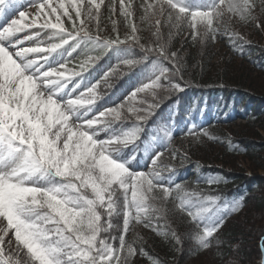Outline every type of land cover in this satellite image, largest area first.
<instances>
[{"label":"snow or ice","instance_id":"6c2138e0","mask_svg":"<svg viewBox=\"0 0 264 264\" xmlns=\"http://www.w3.org/2000/svg\"><path fill=\"white\" fill-rule=\"evenodd\" d=\"M10 7L0 0V264H137L138 256L165 264L146 250L140 227L173 248L187 238L209 249L243 198L225 202L173 181L171 161L186 154L173 150L166 163L151 143L139 170L137 141L162 93L188 86L173 42L187 33L203 49L226 37L240 50L247 41L233 24L264 28V0H33L15 19ZM109 51L117 65L94 77L89 70ZM73 53L84 58L70 64ZM136 68L145 82L97 108L101 82L111 87L121 69Z\"/></svg>","mask_w":264,"mask_h":264},{"label":"trees","instance_id":"16d2710c","mask_svg":"<svg viewBox=\"0 0 264 264\" xmlns=\"http://www.w3.org/2000/svg\"><path fill=\"white\" fill-rule=\"evenodd\" d=\"M233 29L247 41L240 50L232 47L226 37L209 42L203 49L185 39L187 33L173 42L174 50H179L186 62L188 86L183 92L162 93L164 99L144 123L137 141L139 164L135 167L139 170H147L151 155V152L145 154L144 145L151 143L153 149L159 145L156 151L164 152L166 163L173 150L187 156L171 161L176 168L173 181L217 195L225 202L243 198V207L227 216L217 233L218 240L214 239L209 249L197 250L195 243L187 238L181 248H173L150 230L138 228L148 242L146 250L165 264H204L208 253L214 254V264H262L264 222L257 227L259 233L254 239L252 230L258 217L264 215V174H260L264 173V28L237 22ZM138 53L136 49L133 55ZM115 55L112 51L104 54L89 71L96 74L109 65L115 67L118 63V58L112 63ZM83 58L81 53L77 61H69L75 64ZM121 71V75L110 78L111 87L101 82L103 99L97 101V108L109 103L129 76L134 78L141 73L139 68ZM193 129L207 130L215 138L202 137L197 142L188 135ZM165 131L171 133V142ZM208 178L220 182L207 184ZM178 230L183 233L188 228L180 225ZM136 261L148 264L142 256Z\"/></svg>","mask_w":264,"mask_h":264},{"label":"rangeland","instance_id":"374dc122","mask_svg":"<svg viewBox=\"0 0 264 264\" xmlns=\"http://www.w3.org/2000/svg\"><path fill=\"white\" fill-rule=\"evenodd\" d=\"M33 0H11V5L12 7L7 8V14L11 19H15L18 18V13L20 11H26L31 13L32 12V8H31V4H32ZM105 2L107 3L108 0H105ZM137 2H139V0H137ZM137 15H139V13H137ZM7 18V17H5ZM3 19L4 18H0V23H3ZM21 37H23L24 34H20ZM142 84V83H141ZM141 84H139L138 86H140ZM131 93V89H129L128 91L124 92V93H119L117 94L113 100L111 101L110 104H108L107 106H103L100 109L103 108H108V107H114L122 102H124L126 100V98L128 97V95ZM260 174H264L263 172H260ZM264 222V215H261L258 217V219L255 221L254 228L252 230V237L253 239L258 235V226H262ZM256 243V242H255ZM214 254L213 253H208L207 257L204 260V264H214ZM189 264H201L199 262H191Z\"/></svg>","mask_w":264,"mask_h":264}]
</instances>
